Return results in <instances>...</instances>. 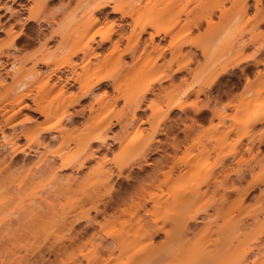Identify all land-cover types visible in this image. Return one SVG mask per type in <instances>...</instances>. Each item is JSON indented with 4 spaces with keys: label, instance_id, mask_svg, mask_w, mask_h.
Returning a JSON list of instances; mask_svg holds the SVG:
<instances>
[{
    "label": "rangeland",
    "instance_id": "obj_1",
    "mask_svg": "<svg viewBox=\"0 0 264 264\" xmlns=\"http://www.w3.org/2000/svg\"><path fill=\"white\" fill-rule=\"evenodd\" d=\"M105 2L109 4V7H106L102 12L98 13L101 21L92 30V32H96V41L100 39L99 37L101 34L108 32L110 29L115 30L114 35H112L113 38L117 37L118 34L116 32H120L121 29V31L128 34L131 19H121L120 13L113 12L114 8L117 6H121L126 12L133 11L135 17L144 18L155 23L158 28L162 29H177L186 20L203 17L207 14L208 10L211 11L212 9L211 16L208 19H203L200 26L198 28H193L191 33L186 37V39L193 42V46L187 47L186 49H192L197 54V62L191 64L193 69L197 67L196 65H198V63H203L204 61V57L201 54L202 49H206L212 54L211 58L214 61L213 63H217L221 60L223 61L227 57L235 54L241 58L242 56L250 57L255 52H257L254 54L255 56L260 55L259 52L262 53L259 57L260 59L262 58V60L264 59V27H261V24L257 23V21L264 16V0L260 3H256L255 0H181V2L178 3H173L172 0H0V65L2 63L0 66V106L3 105L4 100L8 97L6 93H3V85H11L14 78L26 79L27 72L30 71L36 61H38L36 68L42 72V76L36 81H31L27 87L31 88L33 96L37 97L42 106H51L56 99L57 93L39 92L38 85L42 82L43 77L49 73L48 66L52 67L56 62L68 61L66 55L70 52L73 40L76 37V32L74 31L75 21L80 19V17L87 12V5ZM246 4H248V8L245 10L244 6ZM30 15L33 20H27L25 18ZM177 21L179 25H176ZM147 37V33L143 35V38L147 39ZM167 40L165 41L166 43ZM245 42H251V44L240 51L241 45ZM125 43L126 40L123 39L121 46L123 47ZM93 46L98 52V56L94 60V63L98 64L99 67L106 66L107 70L111 71L116 83V88L114 89L110 85H106L108 83H105L94 90V96L87 95L85 99L67 107V110L71 112H75L79 108L84 107L83 114L75 118L73 124H68L70 136L76 137L83 135L87 133L92 126L98 124L101 119L110 118L116 124L112 127V131H110L109 134L118 133L125 126L126 129L123 131V140H126V138L131 135L132 138H135L136 145L129 153H122V147L120 145H112L109 151L105 149L99 150L97 152L98 157L90 161L87 164V168L84 169V172L78 175L79 178L77 183L73 185L74 188L86 193H101L104 194L103 196L101 195L102 198H109L113 189L111 190L109 184H102L99 172L93 171L96 162L98 160L101 161L105 154L106 157L112 161H119L122 163L136 162L139 157L138 141L142 137H147L152 127L157 126L158 128L159 126L161 129H168L170 125L174 124L175 126L177 121V125L179 126L176 125L173 127V132L172 130H168V134L166 133L168 136L166 134L158 135V138H162L163 140V142L161 141L162 145L166 143L163 147H165V150H168V155L166 154L168 157L164 154V159H161L159 155L148 158V161L151 163L150 165L149 163L146 164L144 170H139L137 168L133 170L134 174L136 173L135 176L138 175L140 178L134 179V182L133 180L130 182L128 181V184L123 178H115L116 180H114V183L116 184L114 185V189L116 188V190L122 192L126 190L130 192L131 189L133 193L131 192L132 194H130L134 199L141 194H146L145 192H154L162 197L163 200L173 198L180 192L184 185L185 175L183 173H186L184 166H189L190 163L191 165L194 164L192 162H195L197 157L194 155L196 157L194 158L193 154L199 156L197 152L203 149L204 146L207 147L208 150L203 151L204 155H200L202 156L200 157L201 160L197 162L201 169H204L209 162L213 165L224 162V165L228 164L230 167L229 169L228 165H226V171L228 174L230 173L229 175L230 178L233 177L232 179H235L238 175H236V173H239V170L244 173L248 172L252 165V168L259 171L260 166L257 167L256 163L254 164L255 159L251 157L252 155H249L250 153L247 152L248 150L241 148L237 141L239 134L245 127L244 121L255 111L261 108L264 109L263 64L258 65V70L257 67L250 65L246 76L242 73L241 69L249 65L251 60L249 59L250 61L247 62L242 61L235 67L221 74L215 84L210 88V92L205 91V93L199 94V104L202 105L205 102L207 103L209 99L208 104H210V107H214V110H225L226 113L229 114L228 119L224 123L209 111L202 115L203 117L200 116L201 119L199 118L197 120L198 122L195 121V123H193L195 114L192 112L193 110L189 108L186 113L175 110L170 114L172 119L169 120L170 117L167 119L166 103L159 97L163 94L162 91L164 88L162 89V87L165 86L169 88L173 82L174 84L179 82L178 79H176V81L168 80L161 84L154 85V92L146 94L145 104L143 105L144 109L135 112V106L143 96V93H138V85L148 76L144 75L138 80L135 74L139 65L146 62L150 57L143 54L135 65L128 66L133 62L132 57L126 56L122 63H117L113 57L114 47L111 42L101 43V45L95 42ZM258 48L259 50L261 48L263 52L257 50ZM170 58L171 54L167 52L163 60L167 61ZM41 59H44L45 62H39ZM72 59L76 61L79 60L78 57H73ZM13 61L17 63L16 69H20L16 75H13V71L10 70V64ZM66 69L65 65L62 70L65 71ZM78 71L81 70L79 69ZM180 74L183 75V73ZM184 75L185 79H187V83H191L192 76L185 73ZM187 83L185 80L184 84L186 85ZM78 89L77 84L69 86V91H71V93H67V96L78 94ZM103 89L108 90L109 93H103ZM101 96H103L104 99H102ZM116 98L117 102L113 104L112 102ZM96 99L99 101L95 102ZM32 100V98L26 99L27 106L20 110V114H26L31 118L30 121H26L24 123L25 125L22 126V130L27 133H33L53 122L52 119L45 120L44 116L32 111L34 105ZM187 100L189 103H194L193 101H196V95H191ZM68 102L69 98L63 103V106H67ZM90 104H93L91 110L88 109ZM8 109L9 107L4 105V111ZM213 115L214 117H212ZM20 119L22 118H17L16 121ZM3 120L2 113H0V124ZM117 121H120V123H117ZM67 123L68 120L66 119L63 125ZM188 127L191 128V130L188 129ZM262 127H264V124L255 125L254 132L262 130ZM180 128H182V130L185 128L184 130L187 129V131H183V133ZM5 132L11 133L12 131L10 128H5ZM54 134L55 133H53V135ZM45 135L46 141L48 142L47 146L39 148L36 152L30 153L27 157L21 154L19 156L21 158L20 161L11 167L0 164V240L3 239L2 235L6 234L9 228L10 219L15 218L14 212L19 211L25 213L26 210H35L41 207L40 210L43 211V216L38 220L34 242L38 249L37 251L40 252V255L44 256V260L38 255L39 253H37V256H32L29 251L28 254H26L23 249H20L22 250L23 256L26 254L23 264H30V261H33L34 258L36 264H73L74 258H82V255L85 253L87 254L88 251L91 252L92 249L89 250L90 247H92L91 234L96 233L99 228L91 229L89 235L83 238H79L74 242L70 241L71 233L66 228L64 221L66 217L74 213L75 208L69 198V187L65 184L66 180L64 179L62 181V185H58L59 180L55 175L50 172L38 174L35 169V163L45 155L56 150L60 144V139L58 137L54 138V136L49 133ZM174 136L177 137V140L181 143L176 151L168 147L172 139L174 141ZM18 142L24 143L25 140L19 139ZM257 142L258 139L255 144L254 153L257 147L259 152L256 153H264V144L259 145ZM243 143H246L245 139ZM94 146L98 147V144L96 143ZM65 150H67L65 155L70 157L76 153V146L71 143L70 147ZM205 151L207 154H205ZM22 158H26L25 162L21 161ZM187 158H190V160ZM184 159L188 160L186 162L187 164H185ZM154 160H158V162L161 161L163 165H160L161 167L158 170L159 173L168 172L172 164L176 165V167L173 166L175 168L173 171L175 179L168 183L161 184L160 186H158V182L151 184L146 176L150 177V174L154 172L153 168H155L154 165L156 164ZM55 161L57 164L59 163L58 159H55ZM212 164L211 166H213ZM111 166L113 167V165ZM248 167L250 168L248 169ZM113 168L115 169V167ZM214 168L218 170V167L215 166ZM229 170L232 172H229ZM58 173L60 175H77L70 169L62 170ZM254 173L257 172L254 170ZM249 175H247L248 177L246 176V180H242V188L243 186L245 187L247 183L251 182L252 174ZM3 177H6V179L8 177L7 182L6 179L5 182H3ZM160 177L162 178V176ZM260 184L252 191V195L247 198V203H252L254 200L253 196L259 195L262 191L264 192V185H262V182ZM240 187L241 184L239 185V188ZM56 192L58 194H55ZM106 192L109 193L108 196H106L107 194L105 195ZM230 197V205L234 208L237 205L238 195L232 192ZM127 198L129 199V197ZM147 206L151 207L152 203H148ZM170 206L171 204L166 202V206L160 213L164 215L169 214L173 211ZM120 207L116 208L117 211H115L116 209L110 210L108 216L99 217V220L102 223V235L110 238L118 236L119 239H122L123 245L112 255L105 254L95 264H117L120 261H124L125 258L123 253L143 254L148 250V247H146L147 239L140 234V229L146 220L137 222V217L132 214V208L129 209V206H126L127 209L121 207V209H126L125 212L122 213L121 209H119ZM111 211L115 212H113L114 217H112L113 214ZM118 213L122 215L115 219ZM160 213L158 212V214ZM151 217L155 218L156 215L153 214ZM197 226V230L202 229L201 223H198ZM165 228L170 230L173 226L169 223ZM260 229L264 230L262 224L253 225L248 229L249 242L253 241V235ZM196 235L197 237H194L191 233L181 239L177 238L175 234L171 235L167 242L155 250L158 258L156 264H196L195 260L197 256H201L210 250V245L207 246L205 243L206 238L201 236V233ZM164 239L165 235L160 233L154 237V242L159 244ZM261 239L264 247V232ZM8 244L11 248L12 243L9 242ZM252 244L256 245L257 242L253 241ZM192 250L195 254H193L190 259H186L188 251L191 252ZM259 255L264 256V248L261 249L260 254L251 253L249 255V260ZM234 256L235 251H228L225 255L220 256L219 260L209 264H231ZM262 256H260V259H262ZM2 259L4 261L0 259V264H9L8 260L12 259L10 251L3 253ZM126 264L140 263L130 262ZM246 264L253 263L248 261Z\"/></svg>",
    "mask_w": 264,
    "mask_h": 264
},
{
    "label": "bare ground",
    "instance_id": "obj_2",
    "mask_svg": "<svg viewBox=\"0 0 264 264\" xmlns=\"http://www.w3.org/2000/svg\"><path fill=\"white\" fill-rule=\"evenodd\" d=\"M255 1L256 3H260L262 0ZM172 2L178 3L181 2V0H172ZM106 7H109L107 2L87 5V12L82 15L80 19L75 21L74 31L76 32V37L73 40L70 52L66 55L68 61L56 62L52 67L48 66L49 73L43 77L42 82L38 85V91L57 93L56 99L51 106H42L37 97L33 96L31 88L27 87L31 81H36L42 76V72L36 68L38 61H36L30 71L27 72L26 79L14 78L11 85H3V93H6L8 97L4 100L3 105L0 106V113H2L4 118L3 122L0 124V164L11 167L20 161L21 158L19 156L21 154L27 157L30 153L36 152L39 148L47 146L48 142L46 141L45 134L49 133L52 134L54 138L58 137L60 139L58 148L37 161L35 163V169L38 174L50 172L55 175L59 180L58 185H62V181L64 179L66 180L65 184L69 187V198L75 208L74 213L69 217H66L64 221L66 228L71 233V242L89 235L91 229L99 228L97 232L95 231L96 233L91 234L92 247L89 249H92L91 252L88 251L90 253L87 252V254L85 253L82 255V258H74L73 264H95L105 254L112 255L116 250L122 247L123 241L121 238L119 239L118 236L110 238L102 235V223L99 220V217L105 215L108 216L110 210H114L120 207V205L126 209L128 206L129 209L132 208V214L137 217V222L146 220L140 229V234L147 239L146 247H148V250L143 254L123 253L125 258L124 261H120L117 264H126L130 262L156 264L158 258L155 250L167 242L171 235L175 234L177 238L181 239L191 233L194 237H197L196 234L201 233V236H204L207 240H205L207 246L210 245V250L205 253L206 255L203 254L204 256H197L195 260L196 264H209L213 261H217L220 259V256L225 255L228 251H235V256L231 261V264H246L248 261H251L253 264H264V256L262 255L249 260V255L251 253L260 254L261 249L264 248L261 239L264 230L260 229L255 235H253V241L257 242L256 245L252 244L253 241L249 242L248 238V229L251 226L257 224H262L264 226V192L262 191L259 195L253 196L254 200L252 203H247V198L252 195V191L261 182L262 185H264V153H256L259 152L257 150L258 147L254 153L257 139L259 145L264 144V127H262V130L254 132L255 125L264 124L263 108L252 113V115L244 121L245 127L239 134L237 141L238 145L241 148L248 150L247 152L250 153L249 155H252L251 157L255 159L254 164L256 163L257 167L260 166L259 171L252 168L253 165L251 166V169L248 167L249 171L246 173L247 175L252 174V179L251 182L246 184V188L244 186L242 188L241 183L243 179H247L248 176L246 173L243 171L241 172V170L238 171L239 173H236V170L235 173L238 175L235 179H232L233 177L230 178V173L228 174L226 171V165L228 164L224 165V162H221L218 165H213L209 162L204 169L199 167L197 162L201 160L200 157L202 156L200 155H204L203 151L208 150L204 144L203 146L205 149L202 146L203 149L198 150L197 152V154L199 153V156L193 154V156L195 155L198 158L197 159L194 156V158H196V161L193 160L195 162H192L194 164L191 165L190 163L189 166H184L186 171V173H183L185 175L184 185L180 192H178L173 198L163 200L162 197L154 192H145L146 194H141L134 199L131 197V194L133 193L131 189L130 192L129 190L124 191L128 188H125L123 190L124 192L116 190V188L114 189V185L116 184L114 183V180L116 179L123 178L128 184V181L130 182L133 180L134 182V179H138V177L140 178L138 175L135 176L136 173L134 174L133 170H135L134 168L144 170L145 165L148 163L150 165L151 163L148 161V158L154 155H159L161 159H164V157L168 155V150H165V147H163V145L166 144V139L164 142L165 144L162 145L163 140L162 138L159 139L158 135L166 134L168 130H172L173 132V127L177 125L178 121L177 123L175 122V126L174 124L170 125L168 129H161L159 126L158 128L157 126L152 127L150 134L145 138L142 137L138 141L139 157L136 162L122 163L119 161H112L106 157V154L101 161L98 160L96 162L93 171L99 172L102 184H109L111 190L113 189L110 195L107 193L109 191L105 193V195L107 194L106 196L109 195V198L107 197L108 199L103 197L106 199L105 200L101 197V195L103 196L104 194L86 193L78 191L77 188L73 187V185L77 183L79 178L78 175L81 172H84V169L87 168V164L98 157L97 152L99 150L105 149L106 151H109L112 145H120L122 147V153H129L136 145L135 138H132L131 135L126 138V140H123V131L126 129L125 126L118 133L109 134V132L112 131V127L116 124L110 118L101 119L98 124L92 126L90 130L83 135L76 137L70 136L68 124H73L75 118L80 117L83 114L84 107L79 108L75 112L68 111L67 107L85 99L87 95L94 96V90L105 83H108L106 85H110L114 89L116 88V83L111 71L107 70L106 66L99 67L98 64L94 63V60L98 56V52L95 50L93 43L98 42V44L101 45V43L111 42L114 47L113 57L117 63H122L126 56L132 57L133 62L128 66L135 65L137 61L141 59L143 54L150 57L146 62L139 65L135 74V77L138 80L144 75H148L146 79L138 85V93H143V96L135 106V112L144 109L143 105L145 104L146 94L154 92V85L161 84L168 80H179L176 84H174V82L171 84L170 82L171 85L169 88L160 86L164 89L162 91L163 94L159 97H161L166 103V114H168L166 116L167 119L170 117L169 120L172 119L170 114L173 113V111L179 110L186 113L189 108L192 109V112L195 114V118L193 119L192 117L194 121H192L193 123H195L200 116L203 117L202 115L207 111L212 112L224 123L228 119L229 114L226 113L225 110H214L215 108L210 107V104H208L209 99L207 100V103L205 102L202 105L199 104V94L205 93V91L210 92V88L215 84L221 74L225 73L228 69L235 67L242 61L247 62L251 60L250 64L248 63L249 65H246V67L241 69L242 73L245 75L250 68V65L257 67V70L258 65H264V59L262 60V58L260 59L259 57L262 54L260 52V55L255 56L254 54L257 53L255 52L253 55L251 54L252 56H248L249 58L246 56H242L241 58L235 54L230 56L231 58L227 57L223 61L221 60L217 63H213L214 61L211 58L212 54H210L208 50L202 49L201 54L204 57L203 63H198L195 69L191 67V64L197 62V54L192 49H186L187 47L193 46V42L186 39V37L191 33L193 28H198L200 26L203 19H208L211 16L212 9L211 11L208 10L207 14L203 17L201 16L199 18L186 20L177 29H162L158 28L155 23L144 18L135 17L133 11L126 12L121 6H117L114 8L113 12L120 13L121 19H131L128 34L121 31V29L120 32H116L118 34L117 37L113 38L112 35H114L115 30L110 29L108 32L101 34L99 37L100 39L96 41V32H92V30L101 21L98 13L102 12ZM247 8L248 4L244 6L245 10ZM25 18L27 20H33L31 15L26 16ZM262 22H264V16L257 21L258 24H262ZM176 25H179L178 21L176 22ZM146 33L148 34L147 39L143 38V35ZM123 39L126 40V43L122 47ZM166 40L167 43L165 42ZM250 44L251 42L243 43L239 50L242 51ZM257 50H259V48ZM259 51H262L261 48ZM167 52L171 54V58L165 61L163 59ZM73 57H78L80 61L73 60ZM39 62L45 61L44 59H41ZM62 63L66 65L67 69L65 71L62 70L65 66ZM16 66L17 63L14 61L10 64V70L13 71V75H16L18 70H20L16 69ZM79 69L81 71H78ZM180 73H183V75ZM184 73L192 76L191 83H187ZM185 80L187 83L186 85L184 84ZM76 84L79 88L77 91L78 94H68L69 96H67V93H71V91H69V86ZM103 93L106 94L109 93V91L103 89ZM191 95H196V101L194 100V103H189L187 100ZM29 98L33 99L32 101L34 105L32 111L44 116L45 120H53L51 124L43 126L42 129L36 130L33 133H27L22 130V126L25 125L24 123L30 121L31 118L26 114H20V110L27 106L26 99ZM68 98L69 102L67 106H63V103ZM101 98L104 99L103 96H101ZM98 101L99 100L96 99L95 102ZM116 102L117 98L113 100L112 103L114 104ZM4 105H7L9 109L4 111ZM92 107L93 104H90L88 109L91 110ZM214 115L212 117H214ZM17 118L22 119L16 121ZM66 119L68 120V123L63 125ZM117 123H120V121H117ZM5 128H10L12 132L6 133ZM180 129L182 130V128ZM184 129L185 128H183L182 132L187 131V129ZM188 129L191 130L189 127ZM53 133L56 135H53ZM174 138V141L172 139V142H170L171 144L168 147H171L176 151L181 143L177 140V137L174 136ZM19 139H24L25 142L19 143ZM244 139L246 140V143H243ZM71 143L76 146V153L67 157L65 155L67 150L65 149H68ZM96 143L98 144V147L94 146ZM205 154H207L206 151ZM25 159L22 158L21 161L25 162ZM55 159L59 160L58 164ZM187 159L190 160V158ZM187 159H184L185 164H187ZM155 162V168H153L154 172L150 174L151 176L149 175L150 177L146 176L151 184L158 182V186H160L161 184L168 183L175 179L173 171L175 170L174 167H176V165L172 164V167L170 166L168 172L159 173L158 170L163 165L161 161L158 162L157 160ZM211 164L213 166H211ZM111 165H113L115 169ZM215 166L218 167V170L214 168ZM68 169L73 173L75 172L77 175H60L58 173L59 171ZM254 170L257 173H254ZM229 172L232 171L229 170ZM160 176H162V178ZM5 179L6 177H3L4 181H2L5 182ZM240 184L241 187L239 188ZM232 192L238 195L237 205L234 208L231 207L229 200ZM55 194L58 193L56 192ZM127 197H129V199ZM150 202L152 203V206L148 207L147 205ZM166 202L171 204L170 207H172L173 211L164 215L163 213H160V211L166 206ZM121 207L119 209H121ZM40 209L41 207H38L35 210H26L25 213L19 211L14 212L15 218L10 219L9 228L7 229L6 234L2 235L3 239L0 240L1 261H4L2 259V254L8 251H10L11 258L13 259V261L12 259L8 260L9 264H23L25 260L24 256L28 254V251L32 256H37V253L40 255L34 242L38 220L43 216V211ZM126 209L122 208V213L125 212ZM115 211H117V209ZM111 212L113 214V216H111L114 217L115 212ZM158 212L160 214H158ZM118 214L115 216V219L122 215L120 213ZM153 214L156 215L155 218L151 217ZM169 223H171L173 228L167 230L165 227ZM198 223L202 224V229L199 228L200 230H197ZM160 233L165 235V239L159 244H156L154 242V237ZM8 241L12 243L11 248L8 246ZM20 249L25 251L26 254H24V256ZM193 254H195L193 250L191 252L188 251L186 259H190ZM260 256H262V259H260ZM40 257L44 260L43 255H40ZM35 262L36 260L34 258L33 261H30V264H36Z\"/></svg>",
    "mask_w": 264,
    "mask_h": 264
},
{
    "label": "snow or ice",
    "instance_id": "obj_3",
    "mask_svg": "<svg viewBox=\"0 0 264 264\" xmlns=\"http://www.w3.org/2000/svg\"><path fill=\"white\" fill-rule=\"evenodd\" d=\"M251 18V17H250ZM261 27H264V22H262Z\"/></svg>",
    "mask_w": 264,
    "mask_h": 264
}]
</instances>
